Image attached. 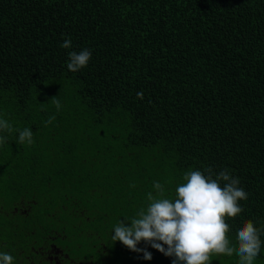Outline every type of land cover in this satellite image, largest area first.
Wrapping results in <instances>:
<instances>
[{
	"label": "trees",
	"instance_id": "16d2710c",
	"mask_svg": "<svg viewBox=\"0 0 264 264\" xmlns=\"http://www.w3.org/2000/svg\"><path fill=\"white\" fill-rule=\"evenodd\" d=\"M85 48L88 65L70 71ZM0 119L13 127L0 133V253L13 264H37L49 235L87 264H173L113 242L114 226L153 182L171 197L208 167L248 193L226 218L238 246L246 221L264 228V0H0ZM24 128L32 145L17 143Z\"/></svg>",
	"mask_w": 264,
	"mask_h": 264
},
{
	"label": "clouds",
	"instance_id": "9594fccd",
	"mask_svg": "<svg viewBox=\"0 0 264 264\" xmlns=\"http://www.w3.org/2000/svg\"><path fill=\"white\" fill-rule=\"evenodd\" d=\"M72 46L70 38L61 44L64 49ZM68 55L67 68L77 72L88 65L92 52L85 48ZM137 98L143 99V92H138ZM51 102L57 111L61 109L57 97ZM54 120L55 115L49 116L46 126ZM12 131V125L6 119H0V133L10 134ZM18 131V145L34 143L32 130ZM7 140V135H0V145ZM183 181L171 197L166 195L161 182H153L155 194L147 193V206L141 207L131 218L120 219L114 226L112 241L121 242L133 252H143L144 259L149 261L152 254L138 247L141 242L173 257V264H210L214 254L231 257L233 253L238 255L239 264H254L261 251L260 235L264 228H257L251 220L246 221L237 231L238 246L233 245L227 235L230 226L226 218L241 214L244 209L239 201L248 198V193L240 186V179L232 176L226 168L216 174L208 167L204 171L185 172ZM130 186L135 187L134 184ZM13 261L11 254L0 253V264H13Z\"/></svg>",
	"mask_w": 264,
	"mask_h": 264
},
{
	"label": "flooded vegetation",
	"instance_id": "af4514ba",
	"mask_svg": "<svg viewBox=\"0 0 264 264\" xmlns=\"http://www.w3.org/2000/svg\"><path fill=\"white\" fill-rule=\"evenodd\" d=\"M46 238H51V240L47 242L46 247L42 251L36 254L37 264H82L81 260L68 258L67 252L62 246L56 244L53 236L49 235ZM85 263L87 264L88 262L85 261Z\"/></svg>",
	"mask_w": 264,
	"mask_h": 264
},
{
	"label": "rangeland",
	"instance_id": "374dc122",
	"mask_svg": "<svg viewBox=\"0 0 264 264\" xmlns=\"http://www.w3.org/2000/svg\"><path fill=\"white\" fill-rule=\"evenodd\" d=\"M19 206L21 207V209H20L21 212L26 211V209H29L28 203L26 202V204H25V201L24 200H20ZM58 233L59 232H57L56 234H58ZM82 264H86L85 263V260L82 261Z\"/></svg>",
	"mask_w": 264,
	"mask_h": 264
}]
</instances>
